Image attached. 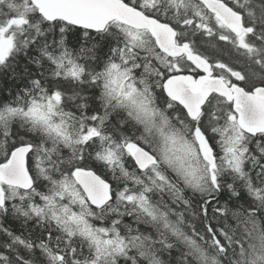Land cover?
<instances>
[{"label": "snow or ice", "instance_id": "snow-or-ice-1", "mask_svg": "<svg viewBox=\"0 0 264 264\" xmlns=\"http://www.w3.org/2000/svg\"><path fill=\"white\" fill-rule=\"evenodd\" d=\"M0 264H264V0H0Z\"/></svg>", "mask_w": 264, "mask_h": 264}]
</instances>
